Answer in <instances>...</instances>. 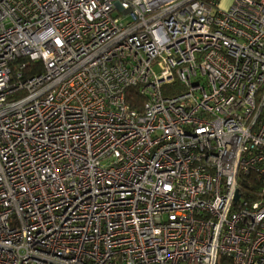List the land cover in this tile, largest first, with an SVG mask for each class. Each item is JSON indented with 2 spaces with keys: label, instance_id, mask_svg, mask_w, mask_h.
<instances>
[{
  "label": "built area",
  "instance_id": "built-area-1",
  "mask_svg": "<svg viewBox=\"0 0 264 264\" xmlns=\"http://www.w3.org/2000/svg\"><path fill=\"white\" fill-rule=\"evenodd\" d=\"M222 258L264 264V0H0V264Z\"/></svg>",
  "mask_w": 264,
  "mask_h": 264
},
{
  "label": "trees",
  "instance_id": "trees-1",
  "mask_svg": "<svg viewBox=\"0 0 264 264\" xmlns=\"http://www.w3.org/2000/svg\"><path fill=\"white\" fill-rule=\"evenodd\" d=\"M218 2V0H216ZM30 73V70L27 71V73ZM28 75V74H27ZM170 93V92H169ZM254 176H250L248 178V181L251 182V188L252 189H260L261 188V183L258 182L255 178H253ZM219 264H232V262H230L229 260L225 259V258H222L220 261H219Z\"/></svg>",
  "mask_w": 264,
  "mask_h": 264
},
{
  "label": "rangeland",
  "instance_id": "rangeland-1",
  "mask_svg": "<svg viewBox=\"0 0 264 264\" xmlns=\"http://www.w3.org/2000/svg\"><path fill=\"white\" fill-rule=\"evenodd\" d=\"M234 0H218L217 4H218V8L220 11H227Z\"/></svg>",
  "mask_w": 264,
  "mask_h": 264
},
{
  "label": "water",
  "instance_id": "water-1",
  "mask_svg": "<svg viewBox=\"0 0 264 264\" xmlns=\"http://www.w3.org/2000/svg\"><path fill=\"white\" fill-rule=\"evenodd\" d=\"M238 198H239V196H238V194H236V196H235V200H238Z\"/></svg>",
  "mask_w": 264,
  "mask_h": 264
}]
</instances>
